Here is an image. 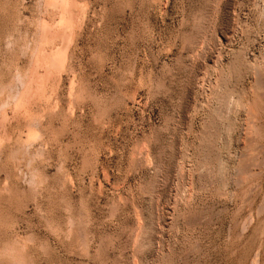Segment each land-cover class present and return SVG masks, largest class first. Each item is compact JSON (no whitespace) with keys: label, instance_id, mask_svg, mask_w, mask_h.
Segmentation results:
<instances>
[{"label":"rangeland","instance_id":"obj_1","mask_svg":"<svg viewBox=\"0 0 264 264\" xmlns=\"http://www.w3.org/2000/svg\"><path fill=\"white\" fill-rule=\"evenodd\" d=\"M65 1L24 103L61 12L0 0V264H264V0Z\"/></svg>","mask_w":264,"mask_h":264},{"label":"bare ground","instance_id":"obj_2","mask_svg":"<svg viewBox=\"0 0 264 264\" xmlns=\"http://www.w3.org/2000/svg\"><path fill=\"white\" fill-rule=\"evenodd\" d=\"M46 4L48 5H53L55 7H58L60 9V21L55 24V25H50L47 24L45 21H41L39 24V39L38 43L36 44V55H29L31 57L29 61L30 65V74L31 77L28 82L24 83L23 87L24 90L23 92H19L20 94L18 95L17 100L20 102L24 103H31L32 100L36 97H38L40 94L39 92V87L40 81L35 78L36 72H43L45 74V80L43 82V85L46 88H53L54 86L59 85L60 80L58 74H56V71H59V74L64 72L66 68V63L68 61V55L70 51V47L72 43L74 42L76 33L78 29L81 27V23L84 18V8L79 5H74L70 4L65 0H59V1H54V0H44ZM75 2V1H74ZM38 5V4H37ZM41 5V4H40ZM49 7V6H48ZM45 8L47 6L45 5ZM47 12V11H46ZM235 12V11H234ZM49 14V13H48ZM48 17V16H47ZM43 19V18H42ZM12 20V19H11ZM16 20V19H15ZM37 20V19H36ZM16 22V21H15ZM39 22V21H38ZM38 24V23H37ZM66 25V26H64ZM21 27V26H20ZM67 27L66 29H64ZM32 28V27H31ZM35 29V28H34ZM7 30V29H6ZM5 30V31H6ZM18 32V31H17ZM36 32V31H35ZM21 33V32H20ZM37 34V35H38ZM33 35V34H32ZM24 36V35H23ZM27 36V35H26ZM34 36V35H33ZM14 37V36H13ZM3 39V38H2ZM20 39V38H19ZM60 40L61 44L59 45L58 48L56 49H47V45L51 42L53 43L56 40ZM11 40V39H10ZM21 40V39H20ZM23 40V39H22ZM28 40V39H27ZM29 41V40H28ZM32 41V40H31ZM25 42V41H24ZM32 43V42H31ZM35 43V42H34ZM13 44V43H12ZM26 44V43H24ZM23 44V45H24ZM9 45V44H8ZM35 45V44H34ZM26 46V45H25ZM57 47V46H56ZM5 48V47H4ZM27 49V48H26ZM25 50V52L28 50ZM23 50V49H21ZM33 51V50H32ZM32 52V53H35ZM29 52V51H28ZM28 54V53H27ZM9 56V55H8ZM27 57V56H26ZM41 58L51 61L53 64L52 67H41L40 62ZM44 60V61H45ZM43 61V60H42ZM42 63V62H41ZM17 65V64H16ZM43 65V64H41ZM51 65V64H49ZM219 65V64H218ZM28 66V65H27ZM47 66V65H46ZM18 67V66H17ZM19 68V67H18ZM20 70V69H19ZM17 71V70H16ZM27 71V70H26ZM20 73V72H19ZM17 76V75H16ZM29 76V75H28ZM17 79V78H16ZM224 79V78H223ZM255 79V78H254ZM41 80V79H40ZM1 81V80H0ZM22 82V81H21ZM226 84V83H225ZM7 85V84H6ZM61 85V84H60ZM2 86V85H1ZM9 86V85H8ZM3 87V86H2ZM36 88L35 92H32L33 88ZM7 88V87H6ZM14 88V87H13ZM11 90V89H10ZM21 90V91H22ZM7 91V90H6ZM2 93V92H1ZM33 93V94H32ZM227 94V93H226ZM13 95V94H12ZM43 95V94H42ZM57 95V94H56ZM212 96V95H211ZM214 96V95H213ZM64 98V97H63ZM71 98V97H70ZM50 99V98H49ZM8 100V99H7ZM2 101V100H0ZM218 101V100H217ZM234 101V100H233ZM34 102V101H33ZM22 104V103H21ZM231 104V103H230ZM24 105V104H23ZM55 106V105H54ZM225 107V106H224ZM5 108V107H4ZM262 109V108H261ZM16 111V110H15ZM13 111V112H15ZM220 111V110H219ZM236 111V110H235ZM18 110L15 112L17 114ZM3 113V112H2ZM14 113V114H15ZM19 114V113H18ZM52 114V113H51ZM65 114V113H64ZM4 115V114H2ZM8 116V115H7ZM2 119V118H1ZM219 119V118H218ZM5 121V119H3ZM3 120L0 121V129H2L6 133V127L3 123ZM59 120V119H58ZM38 121V120H37ZM51 126V124H50ZM217 129V128H216ZM53 130V129H52ZM247 133V134H246ZM244 135H246L247 139H250V134L251 132H246ZM245 137V136H244ZM244 138V143H246V140ZM249 142V140H247ZM252 142V140H250ZM249 142V143H250ZM14 143V142H13ZM17 145V144H16ZM30 148V147H29ZM21 151V150H20ZM29 153V152H28ZM257 158V157H256ZM221 161V160H220ZM218 168V167H217ZM223 169V168H222ZM239 169V168H238ZM218 175V174H217ZM222 175V174H221ZM224 175V174H223ZM216 177V176H215ZM181 199V198H180Z\"/></svg>","mask_w":264,"mask_h":264}]
</instances>
